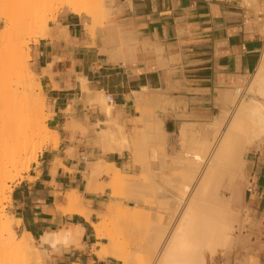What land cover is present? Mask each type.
<instances>
[{
  "label": "crops",
  "instance_id": "0c3cea01",
  "mask_svg": "<svg viewBox=\"0 0 264 264\" xmlns=\"http://www.w3.org/2000/svg\"><path fill=\"white\" fill-rule=\"evenodd\" d=\"M108 7L109 16L99 22L83 8L63 7L70 12H61L32 45L29 64L41 82L48 124L58 132V140L56 144L48 139L37 160L14 183L9 211L21 221L18 230L37 240L71 225L84 228L78 244L44 243L50 252L46 264H125L112 255L99 256L107 240L99 239L92 225L113 194L110 187L100 186L115 174L103 173L89 183V171L101 159L128 174L136 165L128 158V148L105 153L101 145L102 153L87 147L80 126L70 123L76 119L81 127L91 125L97 131L99 123L109 119L97 99L101 91L113 94L112 116L130 128L142 113L146 94L160 88L175 100L164 111L165 127L170 120L177 124L181 145L182 122L205 121L217 114L218 89L245 81L264 48V11L255 0H108ZM94 99L102 109L91 105ZM255 146L245 191L250 241L237 257L249 254L252 264H264V141ZM72 190L81 193L89 218L64 209ZM236 255L221 258L219 264H242Z\"/></svg>",
  "mask_w": 264,
  "mask_h": 264
},
{
  "label": "bare ground",
  "instance_id": "6f19581e",
  "mask_svg": "<svg viewBox=\"0 0 264 264\" xmlns=\"http://www.w3.org/2000/svg\"><path fill=\"white\" fill-rule=\"evenodd\" d=\"M0 1V16L6 23L0 30V37L6 35L10 28L8 6L25 10L32 18L36 17L42 7H48L54 2H59L61 6H66L67 3L83 5L90 15L103 19L109 16L110 11L108 0ZM44 15L39 14L37 18L42 36H45L48 30ZM29 25L31 27V23ZM13 51L15 56L7 60L4 49L0 48V198L7 188L6 178L14 179L8 166L16 167L26 156L27 160L33 163L43 151L48 139H55L56 144L58 140V132L47 123L48 113L42 85L27 64L23 46L17 45ZM83 82V89L90 95L92 91L85 79ZM37 90L38 95L35 94ZM218 91L216 101L220 104V111L217 114L205 121L182 122L179 130L182 148L171 161L176 171L179 170L175 176L164 172L171 163L169 166L164 163L169 133L165 127L164 111L166 106L175 100L160 88L150 90L149 94H146L145 105L141 107V115L135 117L132 127L127 128L112 116L113 103L103 98V92H100L101 95L97 99L105 105V111L110 117L103 123L98 122L99 129L95 131V140L106 146L104 152H122L124 148L132 150L131 163L141 169L140 173L136 174L143 176L135 178L136 174L132 173L131 177L120 183L123 189L121 191L126 190L123 195L134 199L132 205H137L140 199L148 197L149 202H153L157 207L155 212L149 213L150 215L149 211H146V217L144 214L140 215L143 210L137 207L136 210H139L134 214L126 212L128 217L136 215L132 218L137 219L133 220L134 223L141 221L139 218L142 217L144 222L148 219L145 224L147 227L148 223L150 225L148 229L141 228L142 234L138 228L140 229V224L143 227L144 222L136 223H139L136 231L141 236H138V232H131L136 226L133 222L134 226L129 224L132 228L125 227L132 219L129 221L130 218H125L127 215L123 212L121 213L125 215L123 218L127 219V222L125 221L124 225L121 221L118 227L122 217L119 213L122 209L121 205H118L120 201L116 208L109 206L99 212L101 219L92 223L99 239L107 235L101 225L102 216L107 213L110 215L109 212H112L114 217L117 212L120 214L117 215V227L119 233L125 237L121 240L118 231V234L109 233L108 241L101 245L99 256L112 255L125 264H210V259L217 256L225 259L236 252L237 257L240 249L250 241L249 224L246 223V220H250L246 219L250 210L245 213L249 165L246 155L252 147L260 145L258 142L264 137V48L254 72L250 73L245 81L230 89L219 88ZM75 120L70 123L81 127ZM70 123L68 124L71 125ZM101 124L108 127H102ZM73 126L71 125V129L75 128ZM129 132L132 138L129 137ZM153 158L160 162L159 173L152 166ZM121 172V168L101 159L91 173L89 171V183L100 173L119 175ZM68 196L70 205L64 209L79 212L89 218L91 211L84 206L81 193L72 190ZM114 209L119 210L116 212ZM83 229L81 225H71L69 228L47 232L37 244L36 237L30 232L24 230L20 237L10 220L0 213V264H44L49 251L43 247L44 243L54 247L58 243L78 244ZM124 240L135 242L136 247H128L130 243L127 246ZM140 251L145 254L144 257L139 256ZM237 261L252 264L249 254H242L237 257Z\"/></svg>",
  "mask_w": 264,
  "mask_h": 264
},
{
  "label": "rangeland",
  "instance_id": "374dc122",
  "mask_svg": "<svg viewBox=\"0 0 264 264\" xmlns=\"http://www.w3.org/2000/svg\"><path fill=\"white\" fill-rule=\"evenodd\" d=\"M0 2H2V1H0ZM255 2L257 3V4H259L260 5V7L262 8V10L264 11V0H255ZM48 6V5H47ZM50 6V7H49ZM49 6L48 7H42L41 8V10L38 12V14L36 15V17H34V18H32V17H29V13H27V11H25V10H18V9H16V7L15 6H8V8H7V10H8V12H9V14H10V17H11V20H10V28H9V31H7L5 34L6 35H4V36H1L0 37V48L1 49H4V51H5V54L7 55V60H9V58H13V56H15V53H14V51H13V49H14V47L15 46H17V45H22L23 46V48H24V52H25V58H26V60H27V64H28V66L30 67V64H29V62H30V60H31V58H32V45L33 44H36L38 41H39V39L41 38V36H42V34H41V32H40V30H39V28H38V22H37V18H38V15L39 14H41L42 16L44 15V18L46 19V24L48 25H50V28H51V26L54 24V23H56L57 21H58V16H59V14L61 13V12H70V11H68V10H66L65 8H63V7H67L68 6V8H70V9H73V10H75V9H79V8H83L82 10H84V11H86L85 9V7L83 6V5H81V6H79V4H78V6L77 5H74V4H69V3H67L66 4V6H61V4L59 3V2H54V3H52V4H49ZM61 6V7H60ZM59 9V10H58ZM43 10H45L44 12H43ZM47 10V11H46ZM31 16V15H30ZM94 17V16H93ZM97 17V16H96ZM94 17L95 19H97L96 21H98V19L99 20H105V19H103V18H101V17ZM111 17V16H110ZM99 22V21H98ZM29 23H31V27H30V25H29ZM5 21H4V19H2L1 18V16H0V30L3 28V27H5ZM28 25H29V27H28ZM6 58V57H5ZM6 60V59H5ZM30 69H31V67H30ZM32 70V69H31ZM33 71V70H32ZM34 72V71H33ZM37 76V75H36ZM38 77V76H37ZM35 94L36 95H38L39 94V90H37V91H35ZM103 98H105V95H104V92H103ZM106 99V98H105ZM100 101V100H99ZM97 99H94V100H91L90 101V103H91V105L92 106H100L101 107V104H103L101 101V104H100V102H99ZM104 105V104H103ZM105 106V105H104ZM45 108H46V104H45ZM101 109H102V107H101ZM47 123H48V120H47ZM49 125V124H48ZM103 126H106V125H103ZM108 127V126H107ZM176 127H177V124L175 123V122H173V121H168L167 122V124H166V128H167V130H168V136L170 137V139H169V143H167V145H166V147H165V152L167 153V155H169V156H167L166 155V159H165V161H164V163L166 164V165H168L169 166V163L173 160V157L174 156H176L181 150V146L182 145H180L179 144V140H178V137H177V129H176ZM128 128V127H127ZM198 128V127H197ZM78 130H80L81 131V133H82V135L85 137V138H87V140H86V146L87 147H90V148H92V149H95V150H100L102 153H104L103 152V148L105 149L106 148V146H104L103 145V143L102 142H100V143H98V140H96L95 141V135H96V133L97 132H95L96 131V129H97V127H95V126H92V127H89V128H84V127H80V128H77ZM86 131V132H85ZM128 134H130V132L128 133ZM178 135H179V133H178ZM131 136V134L129 135V137ZM180 137V136H179ZM131 138H132V136H131ZM130 138V139H131ZM132 140V139H131ZM264 141V137L258 142V143H262ZM180 143H181V140H180ZM101 145L103 146V148L101 147ZM46 146V144L44 145V147ZM255 147L256 146H254V147H252L249 151H248V153H247V155H246V157L250 160L251 158H252V156L254 155V150H255ZM129 150H128V158L130 159V161H131V157H132V155H133V153H132V150L130 149V148H128ZM106 153V152H105ZM249 155H251V156H249ZM167 160V161H166ZM31 164L32 163H30L28 160H27V156L26 157H24V159L21 161V162H19L18 163V165L16 166V167H12L11 165H9L8 166V168L9 169H11V171H10V173L12 174V175H14V179L13 180H11L9 177L8 178H6V180H5V183H6V186H7V188H6V191L4 192V194L1 196V202H0V213H2V214H4L5 215V217L6 218H8L9 220H10V222L12 223V226H13V228H14V230L17 232V234L21 237L22 235H23V233H21L19 230H18V225L21 223V221H20V219H18V218H16L15 217V215L14 214H11L10 213V211H9V205H10V203H11V198H12V196H11V194H12V189H13V185H14V183H16L19 179H21V178H23V176H24V174H25V172H27L29 169H30V167H31ZM171 164H173V162H171L170 163V168L168 169V168H166L165 170H164V172L165 173H167V174H171L172 176H175V174H177V173H179L178 171V169H177V171H176V168H174ZM152 166L158 171V173H159V170H160V162H159V160L157 159V158H153L152 159ZM175 170H174V169ZM140 171H141V169L140 168H138V167H136V166H133L132 165V168L129 170V171H127V172H129L130 174H128V173H126V172H121L119 175H115L114 177H112V179H111V181L110 182H108V183H106L105 184V187L106 186H108V187H110V189H111V196H110V202H108L105 206H104V210L105 209H107L109 206H113L114 208H116L115 206H117V204L119 203L118 201H120V203L118 204L119 206H120V208L122 207V209H121V211L119 210V213L120 214H122L121 216L122 217H120V221L117 219V217H119V216H117V215H120L117 211H116V209H114L117 213L115 214V217L113 216V214H112V212H109V214L111 215H103L102 216V225H101V228L104 230V232L105 233H107V235H109V233H111V232H116V234H118L119 233V224L121 223V221L122 222H124V225H125V223L127 222L126 220L127 219H129V221L135 216L136 217V215H133V217H128V215L126 214V212H129V213H132V214H134L136 211L138 212V210L139 209H141V210H143V211H140V215L142 214H147L146 213V211L148 212V215H150L149 213H151V212H155V210H156V205L152 202H149L150 200V198H148V201H147V198L145 197V198H143V200H137L138 202V204L137 205H132L131 204V202H133L134 201V199H131L129 196H124L125 194V191H121V187H122V184H120L121 182H123L122 180H126V179H128L129 177H131L132 176V173L133 174H139L140 173ZM181 172H183L182 170H181ZM180 172V173H181ZM135 175V178H140V177H142L143 175L141 174V175ZM169 174V175H170ZM102 176H104V174L103 173H100L97 177L98 178H100V177H102ZM108 176V175H107ZM110 178V177H109ZM247 183H249V176H248V182ZM112 185L114 186H116V187H112ZM120 185H121V187H120ZM120 187V190H118L119 188L118 187ZM104 186H100V189H104L105 188ZM125 187V186H124ZM171 188V187H170ZM170 188H169V190H170ZM123 190V189H122ZM172 190V189H171ZM117 191H118V193H117ZM120 191L122 192V194L120 193ZM121 194V195H120ZM124 194V195H123ZM128 194V193H127ZM126 194V195H127ZM146 201H145V200ZM152 200V199H151ZM142 201H145V202H142ZM111 202H114V204L113 203H111ZM117 202V203H116ZM111 203V204H110ZM110 204V205H109ZM136 207L137 208H139L138 210H136ZM124 209V210H123ZM123 210V211H122ZM114 211V212H115ZM121 212H123L124 214H126L127 216L125 217V218H127L126 220H124L125 218H123L125 215L123 214V213H121ZM124 215V216H123ZM137 215H139V213L137 214ZM139 215V216H140ZM130 216V215H129ZM138 216V217H139ZM137 217V218H138ZM144 217H146V215L144 216ZM149 217V216H148ZM147 217V218H148ZM99 219H101V217H100V215L98 214V220ZM122 219V220H121ZM139 219H141V221L140 220H138L139 222H144V219H143V217L142 218H139ZM143 219V220H142ZM134 219H132L131 220V223L133 222L134 223V221L135 220H137L136 218H135V220L133 221ZM147 221H148V219H146ZM146 220H145V222L143 223V224H145L146 223ZM119 221V223H118V227H117V222ZM126 221V222H125ZM137 221V222H138ZM137 222H135L134 224L136 225V226H134L133 225V223L131 224V223H129V222H127L126 223V225H125V227L126 226H129V224L130 225H132V226H134V228H135V230H132L131 232H138V231H140V233L142 232L143 233V231H141V228L144 230V229H148V227H149V223H148V227H147V224H145L143 227H141V224H140V229L137 227L138 225H139V223H138V225L136 224ZM149 222H150V219H149ZM128 224V225H127ZM142 224V225H143ZM122 225H123V223H122ZM121 225V226H122ZM132 226L130 227H127V228H132ZM122 227H124V226H122ZM147 227V228H146ZM133 228V229H134ZM137 228H138V231H136L137 230ZM131 230V229H130ZM117 231H118V233H117ZM134 232V234H136ZM141 233V234H142ZM134 234H132V235H134ZM138 234V236H141L140 234H139V232L137 233ZM104 236L105 238H106V240L108 241V236ZM119 236L121 237V240L123 239V238H125V237H123L124 236V234H120L119 233ZM137 235H135V237H136ZM137 236V237H138ZM132 237H134V236H132ZM127 238V237H126ZM129 239V241H130V237L128 238ZM133 239V238H132ZM133 240H135V239H133ZM124 242H126V245L127 244H129L130 243V245L128 246V247H130V248H135L136 247V244H134L133 243V241L132 242H127V241H125L124 240ZM37 244H38V240H37ZM125 244V243H124ZM134 244V245H133ZM40 247V246H39ZM48 253H49V255H50V252L48 251ZM47 253V254H48ZM46 254V256H45V263L44 264H46V260H47V258H48V256L49 255H47ZM138 254H139V252H138ZM144 255L145 256V254L143 253V252H141L140 251V254H139V256L140 257H142V256ZM143 256V257H144ZM215 260V261H214ZM220 261H221V256H217V257H215V258H213V259H210V264H219L220 263ZM214 262V263H213Z\"/></svg>",
  "mask_w": 264,
  "mask_h": 264
},
{
  "label": "built area",
  "instance_id": "2783aa9c",
  "mask_svg": "<svg viewBox=\"0 0 264 264\" xmlns=\"http://www.w3.org/2000/svg\"><path fill=\"white\" fill-rule=\"evenodd\" d=\"M105 98L107 101L109 102H113L114 101V97L113 94L109 91L104 92Z\"/></svg>",
  "mask_w": 264,
  "mask_h": 264
}]
</instances>
